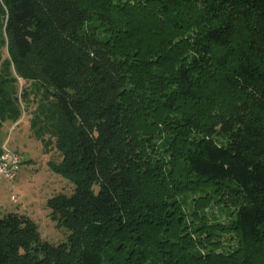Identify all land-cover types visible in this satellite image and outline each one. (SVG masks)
Returning a JSON list of instances; mask_svg holds the SVG:
<instances>
[{
	"label": "trees",
	"instance_id": "obj_1",
	"mask_svg": "<svg viewBox=\"0 0 264 264\" xmlns=\"http://www.w3.org/2000/svg\"><path fill=\"white\" fill-rule=\"evenodd\" d=\"M4 49L0 121L36 104L75 189L67 242L0 218V264H264V0H0Z\"/></svg>",
	"mask_w": 264,
	"mask_h": 264
},
{
	"label": "rangeland",
	"instance_id": "obj_2",
	"mask_svg": "<svg viewBox=\"0 0 264 264\" xmlns=\"http://www.w3.org/2000/svg\"><path fill=\"white\" fill-rule=\"evenodd\" d=\"M7 57V49L2 50L0 69ZM28 85L19 79L20 92ZM22 105L26 106V103L22 102ZM35 107L36 104L25 107L27 110L17 123L0 121V144L7 142V146L17 151L23 159L14 180L0 177V218L10 212L27 215L38 224L44 240L60 244L67 242L70 231L51 217L48 201L55 195H70L75 185L51 168L50 163L59 162L61 154L53 146L46 149L43 142L33 135L30 119ZM14 197L17 200H14ZM206 212L211 224L216 221L226 222L229 219V214L220 206L207 208ZM223 238L226 240L228 235H224Z\"/></svg>",
	"mask_w": 264,
	"mask_h": 264
},
{
	"label": "built area",
	"instance_id": "obj_3",
	"mask_svg": "<svg viewBox=\"0 0 264 264\" xmlns=\"http://www.w3.org/2000/svg\"><path fill=\"white\" fill-rule=\"evenodd\" d=\"M23 163L22 156L7 146V142L0 144V177L14 180ZM17 200V198H13Z\"/></svg>",
	"mask_w": 264,
	"mask_h": 264
}]
</instances>
